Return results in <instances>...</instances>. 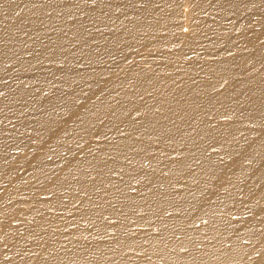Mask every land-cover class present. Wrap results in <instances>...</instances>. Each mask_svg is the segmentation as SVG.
<instances>
[{"label": "bare ground", "instance_id": "obj_1", "mask_svg": "<svg viewBox=\"0 0 264 264\" xmlns=\"http://www.w3.org/2000/svg\"><path fill=\"white\" fill-rule=\"evenodd\" d=\"M0 264H264V0H0Z\"/></svg>", "mask_w": 264, "mask_h": 264}]
</instances>
